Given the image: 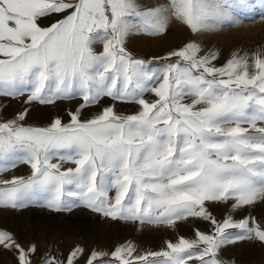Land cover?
<instances>
[{
  "label": "snow or ice",
  "instance_id": "obj_1",
  "mask_svg": "<svg viewBox=\"0 0 264 264\" xmlns=\"http://www.w3.org/2000/svg\"><path fill=\"white\" fill-rule=\"evenodd\" d=\"M246 4L0 0V95L27 91L26 103L83 101L67 121L57 116L43 127L26 122L27 108L0 121V176L18 165L29 169L27 176L0 178V208L42 202L56 212L83 206L141 226L207 224L159 250L127 241L111 251L76 245L66 254L40 253L0 229V250L15 264H228L224 246L264 245V222L250 214L218 219L210 211L264 203V46L235 49L219 66V51L195 40L151 60L126 47L131 34L163 35L173 22L193 34L238 26L245 21L235 8ZM257 21L264 13L247 18ZM104 97L139 107L125 114L109 106L84 118L82 110Z\"/></svg>",
  "mask_w": 264,
  "mask_h": 264
},
{
  "label": "rangeland",
  "instance_id": "obj_2",
  "mask_svg": "<svg viewBox=\"0 0 264 264\" xmlns=\"http://www.w3.org/2000/svg\"><path fill=\"white\" fill-rule=\"evenodd\" d=\"M140 2L145 6H153L163 0H140ZM261 13H264L262 0H247L244 7L235 8V15L245 21L238 26L193 34L185 26L173 22L163 35L131 34L126 41V47L130 53L133 51L134 57L151 60L153 57L164 56L168 51L181 47L189 40H195L205 49L215 48L219 51L220 58L216 62L219 66L226 62L235 49L253 51L264 46V21L247 22L249 15L258 16ZM18 100L17 96L13 98L0 95V121L11 119L19 113L14 111H23L28 108L27 98ZM121 103L122 101L116 100L114 107L116 111L125 109L120 107L123 105ZM104 104L110 105L111 102L105 101ZM32 106L28 108L27 117L47 121V104L39 105L41 107ZM28 174L29 169L26 165H18L15 169L3 173L0 178L10 179L13 175L27 176ZM210 211L218 219H223L229 214L235 219H240L250 214L258 221L264 222V203H257L250 209L245 208L235 212H231L230 208L226 209L224 206L213 205ZM197 228L206 231L207 224L190 219L186 222H177L175 230L154 225L141 226L105 219L83 206H73L70 211L56 212L43 206L42 202L20 209L0 208V229L14 233L24 246L35 243L40 253L53 249L63 250L66 254L76 245L84 247L86 252L93 249L111 251L127 241L133 242L138 250H159L164 246L165 241L175 240L178 236H192ZM222 256L228 264L233 262L234 264H264V245L247 240L237 241L224 246ZM0 264H15L14 255L0 250Z\"/></svg>",
  "mask_w": 264,
  "mask_h": 264
},
{
  "label": "crops",
  "instance_id": "obj_3",
  "mask_svg": "<svg viewBox=\"0 0 264 264\" xmlns=\"http://www.w3.org/2000/svg\"><path fill=\"white\" fill-rule=\"evenodd\" d=\"M55 19H56V17L48 18L47 20H44V22L41 21L42 22L41 24H42V26H48L50 23L54 22ZM101 47L102 46L97 45V50L99 51L101 49ZM134 53H137V52H134ZM131 54L133 55V51ZM28 95H29V92L25 91L24 94L18 95L17 97L19 98V100H21V98H22V100H25V98H28ZM105 101H110L111 104L112 103L113 104L112 105L111 104L110 105L104 104ZM82 103H83V101H82V98H80V97H74V98L69 99V100H58L55 103L47 104V121L46 120H44V121L37 120L36 118H32V117H26V122L30 125H33V126L43 127V126H46L47 124H49L57 116L63 118L65 121H67L69 110H75ZM115 103H116V100H113L110 97H104L97 104L83 109L82 115L86 119L91 118L95 114L102 111L103 108H105V107L112 106L114 108ZM121 104H123V105H120V107H124L126 109V111H125V109H123V111H118V112L125 113V114H132V113L136 112L138 110V107H139L137 104H135L133 102L122 101ZM32 105H34V107H36V106L41 105V103L31 102V103H29L28 108L33 107ZM39 107H41V106H39ZM114 110L116 111V108H114ZM14 112L16 113V112H21V111L18 110V111H14Z\"/></svg>",
  "mask_w": 264,
  "mask_h": 264
}]
</instances>
